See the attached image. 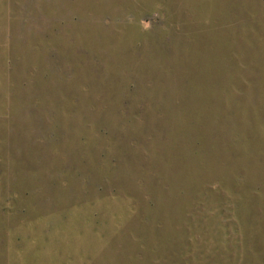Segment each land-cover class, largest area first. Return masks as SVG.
Segmentation results:
<instances>
[{
    "label": "rangeland",
    "instance_id": "374dc122",
    "mask_svg": "<svg viewBox=\"0 0 264 264\" xmlns=\"http://www.w3.org/2000/svg\"><path fill=\"white\" fill-rule=\"evenodd\" d=\"M0 264H264V0H0Z\"/></svg>",
    "mask_w": 264,
    "mask_h": 264
}]
</instances>
